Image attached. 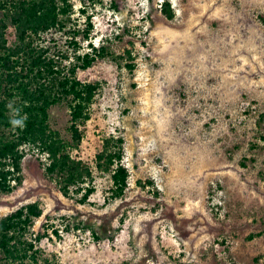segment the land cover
I'll return each instance as SVG.
<instances>
[{
    "label": "rangeland",
    "instance_id": "1",
    "mask_svg": "<svg viewBox=\"0 0 264 264\" xmlns=\"http://www.w3.org/2000/svg\"><path fill=\"white\" fill-rule=\"evenodd\" d=\"M169 1L171 20L162 0H70L62 26L33 38L62 74L76 66L98 84L70 152L95 190L83 203L64 195L47 153L22 145V182L0 193V217L32 201L43 211L22 236L33 255L12 264H264V0ZM69 101L48 118L66 142ZM108 135L123 138L121 197L95 168Z\"/></svg>",
    "mask_w": 264,
    "mask_h": 264
},
{
    "label": "trees",
    "instance_id": "2",
    "mask_svg": "<svg viewBox=\"0 0 264 264\" xmlns=\"http://www.w3.org/2000/svg\"><path fill=\"white\" fill-rule=\"evenodd\" d=\"M161 13L173 19L169 0H162ZM71 11L70 0H0V193H10L22 182L20 147L31 144L48 155L46 173L60 178V190L81 193L79 202L88 200L95 188L92 168L71 155L83 137L81 124L89 117L97 83H84L75 77L76 66L62 74L59 61L49 55V48L34 43L33 38L62 26L60 16ZM264 23V16H260ZM13 30V42L7 37ZM87 37V34H84ZM77 48V42L72 41ZM91 46L101 55L103 47ZM101 50V52H99ZM86 52L77 59L88 67L95 54ZM131 70L133 63H127ZM69 98L71 142L64 141L48 123L49 109L61 99ZM11 108L15 112L11 114ZM13 120L22 124L14 125ZM123 138L108 135L94 157L95 168L109 173L112 197H121L127 188L129 171L122 163ZM82 191V192H81ZM37 201L25 203L0 217V264L23 261L33 253L32 242L22 239L33 219L42 214Z\"/></svg>",
    "mask_w": 264,
    "mask_h": 264
},
{
    "label": "clouds",
    "instance_id": "3",
    "mask_svg": "<svg viewBox=\"0 0 264 264\" xmlns=\"http://www.w3.org/2000/svg\"><path fill=\"white\" fill-rule=\"evenodd\" d=\"M12 123L14 125H16V124H22V121L21 120H13Z\"/></svg>",
    "mask_w": 264,
    "mask_h": 264
}]
</instances>
